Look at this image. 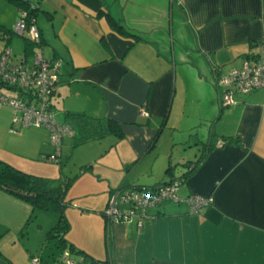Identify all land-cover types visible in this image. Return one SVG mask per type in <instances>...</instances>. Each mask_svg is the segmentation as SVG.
<instances>
[{"label": "crops", "instance_id": "crops-1", "mask_svg": "<svg viewBox=\"0 0 264 264\" xmlns=\"http://www.w3.org/2000/svg\"><path fill=\"white\" fill-rule=\"evenodd\" d=\"M33 3L44 58L61 64L51 98L56 120L110 119L122 130V138L87 142L106 139L114 155L105 167L119 174L89 180L104 204L91 211L106 210L120 188L184 177L178 201L108 229L103 218L85 243L72 234L67 242L103 264H264V90L235 94L234 104L223 107L216 88L219 76L253 63L264 50V0ZM18 20L16 7L0 0V30H12ZM26 47L21 36L12 37L14 62L25 59ZM13 117L12 108L0 106V162L39 176L53 153L49 132L21 128ZM72 139L64 141L63 164L74 150ZM189 166L194 171L186 176ZM193 197L209 203L193 212L187 203ZM45 213L0 188V264L42 261L57 222L50 217L46 223ZM52 244V258L40 264L56 263L57 240ZM89 257L67 258L89 264Z\"/></svg>", "mask_w": 264, "mask_h": 264}, {"label": "built area", "instance_id": "built-area-1", "mask_svg": "<svg viewBox=\"0 0 264 264\" xmlns=\"http://www.w3.org/2000/svg\"><path fill=\"white\" fill-rule=\"evenodd\" d=\"M36 2L37 0H28ZM16 23L14 30L19 36L26 34L35 49L41 47V35L35 20L28 19L27 13ZM60 61L46 60L42 50H35L33 60L14 62L11 51L0 55V106H8L14 111L13 123L21 128H45L49 132V143L53 153L46 157L50 163H59L63 157L65 139L73 137V130L67 124L59 123L51 106L59 80ZM216 88L223 107L234 104L235 94H249L264 90V50L253 63L245 62L241 69L231 70L217 79ZM10 93V94H9ZM141 115L147 117L145 109ZM180 183L160 185L154 192L125 190L115 191L106 207V228L127 220L130 216L144 217L148 208L158 206L163 201H178L177 190ZM130 209L122 211L121 204ZM191 211L197 212L208 205L209 200L193 197L187 200ZM66 264H76L70 260ZM33 264H38L33 261Z\"/></svg>", "mask_w": 264, "mask_h": 264}, {"label": "trees", "instance_id": "trees-1", "mask_svg": "<svg viewBox=\"0 0 264 264\" xmlns=\"http://www.w3.org/2000/svg\"><path fill=\"white\" fill-rule=\"evenodd\" d=\"M12 3L18 13L19 19L22 17V13L26 12L28 19L35 20L36 11L30 6V2L28 0H8ZM0 40L5 42V46L2 48L0 55L8 50L9 43L13 36L18 35L14 28L12 30L9 29H1L0 30ZM19 36V35H18ZM27 47L25 51V59L30 56V51L32 50V55L35 52V44L31 42L29 36L26 34L21 36ZM11 57H13L11 53ZM10 94V93H9ZM68 119V126L73 130V148L80 146L84 143L102 139L107 135H113L117 138H122V130L119 124L110 119H102V120H94L90 118H86L80 115H72L67 116ZM63 159V157H62ZM46 161V160H45ZM47 162V161H46ZM50 163V162H48ZM58 164L62 165L63 161L61 160ZM171 169H167V172H170ZM194 169L189 166V170L186 173V176L192 174ZM185 176V175H184ZM77 176L75 178H61V179H48L42 178L39 176H35L32 174H28L22 172L13 166L9 165L5 162H0V188L4 189L6 192L10 193L11 195L17 197L18 199L28 203L31 205L35 211L37 212H55L58 214V219L55 226L48 231L46 235V243L50 240H57L58 247L61 251L68 250L70 253L89 257L86 255L82 250L75 248L72 244L68 243L65 236L70 230V225L67 221L65 216V209L67 206L66 195L69 189L71 188L73 182H75ZM171 180L168 183H172L174 181H178L179 183L182 182L181 179ZM162 183L157 186L151 188H129L131 190L137 191H150L154 192L160 185L168 184ZM128 188H120L115 191H125ZM111 192L110 197L114 194ZM110 200V198H109ZM109 200L107 202V206L109 204ZM106 206V207H107ZM106 210L101 212L100 214L104 218L106 222ZM106 227V225H105ZM92 262L89 264H103L102 261H96L89 257ZM66 260H70L68 258H64L62 263ZM72 261V260H70ZM40 264L39 261H37ZM74 262V261H72ZM87 262V261H86ZM76 264H86L85 261H77L74 262ZM66 264V263H65Z\"/></svg>", "mask_w": 264, "mask_h": 264}, {"label": "rangeland", "instance_id": "rangeland-1", "mask_svg": "<svg viewBox=\"0 0 264 264\" xmlns=\"http://www.w3.org/2000/svg\"><path fill=\"white\" fill-rule=\"evenodd\" d=\"M1 48L2 44L0 43V51ZM35 50H41V47ZM21 54L22 52L18 51L17 60L22 58ZM32 60L33 56H29L27 58L28 63L32 62ZM109 145L110 144H108L106 139L103 141L101 140L94 143L91 142L80 145L74 148L70 158L67 159L64 164L60 165L58 163L43 162L41 165V174L39 176L42 178L61 179L63 177L75 178L77 176L75 182H73L71 188L67 192V199L69 201L65 209V216L70 225V230L66 234L67 240H70V235L72 234L76 235V240H78V243L79 241L80 244L85 243L87 235L90 238V233L94 231L93 229L96 227L99 220H103V217L99 213L91 211L92 209H104V204H102L103 199L100 201V198L103 197V193L98 192L99 188L96 186H91L89 182L95 180L98 173L101 175L108 173L109 175L118 177L119 174L117 172H108L109 169L105 167L107 165L106 162L114 155V152L110 154ZM49 150L51 151L53 148L49 146ZM65 152L66 148L64 147L63 155L66 154ZM93 160H95V162H91ZM119 207L123 211H128L130 206L124 203L119 205ZM43 216L47 218L45 219L46 223H50V217H53L54 224L58 219V214L55 212H47ZM52 241L54 240L48 241L47 245L44 247L43 250L45 251L44 255H42V261H40L38 258H33L31 260L32 264L33 261H40V263H43V261L47 258H52L50 255L47 257V252L54 248ZM55 251L57 253V257L55 258L56 263L52 262L51 264H57L59 262L62 264V260L64 258L70 257V252L68 250L67 252L61 251L58 245L57 247L55 246ZM39 256L40 254H38L36 257ZM63 264H65V262Z\"/></svg>", "mask_w": 264, "mask_h": 264}, {"label": "water", "instance_id": "water-1", "mask_svg": "<svg viewBox=\"0 0 264 264\" xmlns=\"http://www.w3.org/2000/svg\"><path fill=\"white\" fill-rule=\"evenodd\" d=\"M30 6H31L33 9H37L35 3L30 2Z\"/></svg>", "mask_w": 264, "mask_h": 264}]
</instances>
